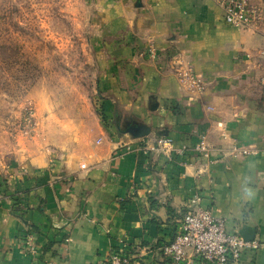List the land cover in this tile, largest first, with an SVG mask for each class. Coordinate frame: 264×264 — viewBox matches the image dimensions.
<instances>
[{
    "label": "crops",
    "instance_id": "obj_1",
    "mask_svg": "<svg viewBox=\"0 0 264 264\" xmlns=\"http://www.w3.org/2000/svg\"><path fill=\"white\" fill-rule=\"evenodd\" d=\"M106 28L112 68L93 136L0 165V264H34L30 234L52 264H100L121 238L132 264H171L161 247L194 194L229 231L251 229L264 241V28L229 27L214 0H131ZM184 67L201 76V91L179 83ZM132 126L150 133L136 136ZM202 135L215 148L209 159L156 144L165 137L174 149L191 147ZM232 145L258 154L230 153ZM242 260L264 264V250Z\"/></svg>",
    "mask_w": 264,
    "mask_h": 264
},
{
    "label": "rangeland",
    "instance_id": "obj_2",
    "mask_svg": "<svg viewBox=\"0 0 264 264\" xmlns=\"http://www.w3.org/2000/svg\"><path fill=\"white\" fill-rule=\"evenodd\" d=\"M129 1L0 0V165L93 136L112 68L108 16Z\"/></svg>",
    "mask_w": 264,
    "mask_h": 264
},
{
    "label": "built area",
    "instance_id": "obj_3",
    "mask_svg": "<svg viewBox=\"0 0 264 264\" xmlns=\"http://www.w3.org/2000/svg\"><path fill=\"white\" fill-rule=\"evenodd\" d=\"M214 1L220 7L223 20L229 27L235 29L264 28V5L253 4L250 0ZM259 60L262 70L261 92L264 98V31ZM178 81L193 93L203 89L201 76L194 73L190 67L179 70ZM216 129L224 137L222 125L218 124ZM156 144L163 152L182 156L192 151L204 159H209L215 151L204 135L200 136L191 147L182 146L174 149L172 140L165 137L158 139ZM217 151L220 156H226L225 150ZM230 153H239L245 157L258 154L250 147L237 145L230 147ZM201 201L200 195H193L190 199L191 208L184 214L179 232L170 242L161 247L163 257L169 259L171 264H244L242 260L244 252L264 250V241L255 238L246 241L238 232L229 231L226 227V219L215 216L211 208H202ZM24 246L34 264H52L43 259V251L34 241L33 235L26 236ZM100 264H132L128 253V240L119 239L114 250Z\"/></svg>",
    "mask_w": 264,
    "mask_h": 264
},
{
    "label": "water",
    "instance_id": "obj_4",
    "mask_svg": "<svg viewBox=\"0 0 264 264\" xmlns=\"http://www.w3.org/2000/svg\"><path fill=\"white\" fill-rule=\"evenodd\" d=\"M128 131L134 133L136 136H145L150 133L149 129L145 126H132L131 128H129ZM240 235L243 237L244 240L251 241L255 237V231L251 229H244L240 232Z\"/></svg>",
    "mask_w": 264,
    "mask_h": 264
}]
</instances>
